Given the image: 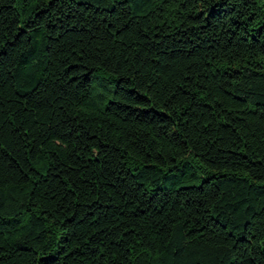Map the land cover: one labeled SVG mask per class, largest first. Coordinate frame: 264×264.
<instances>
[{
    "label": "trees",
    "instance_id": "16d2710c",
    "mask_svg": "<svg viewBox=\"0 0 264 264\" xmlns=\"http://www.w3.org/2000/svg\"><path fill=\"white\" fill-rule=\"evenodd\" d=\"M0 264H264V0H0Z\"/></svg>",
    "mask_w": 264,
    "mask_h": 264
}]
</instances>
